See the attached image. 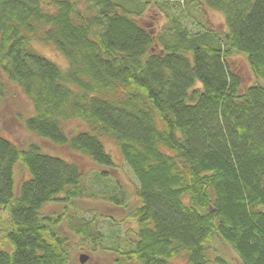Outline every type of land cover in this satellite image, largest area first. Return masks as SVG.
<instances>
[{
    "label": "trees",
    "instance_id": "trees-1",
    "mask_svg": "<svg viewBox=\"0 0 264 264\" xmlns=\"http://www.w3.org/2000/svg\"><path fill=\"white\" fill-rule=\"evenodd\" d=\"M177 1L221 14L226 32L185 24L161 0L157 31L142 22L151 0H0V109L18 87L33 106L30 133L88 157L103 177L117 168L106 140L138 181L136 200L123 185L99 198L79 163L0 133V209L12 226L0 264H77L72 236L108 264H232L215 239L240 264H264V85L243 90L232 66L243 55L264 83V0ZM76 121L85 129L69 132ZM88 200L122 210V244L103 245L100 217L81 213Z\"/></svg>",
    "mask_w": 264,
    "mask_h": 264
},
{
    "label": "rangeland",
    "instance_id": "rangeland-1",
    "mask_svg": "<svg viewBox=\"0 0 264 264\" xmlns=\"http://www.w3.org/2000/svg\"><path fill=\"white\" fill-rule=\"evenodd\" d=\"M163 6L165 5L168 12L172 15L176 14L183 18L185 24L191 22H201L204 26L210 27L216 33L223 35L226 32V26L224 18L221 14L203 8L202 14H198L195 11L185 9L177 0H161ZM156 0H151L152 6L142 21L149 28L157 31L167 22L166 14L160 9V4L155 5ZM190 11V12H189ZM187 14L186 18L183 16ZM36 49L41 52L45 57L51 59L58 64L62 69L67 67L66 59L51 46H37ZM232 66L240 73L243 79V90L247 87L259 82L264 85L262 81H259L253 74L252 69L243 55H236L232 60ZM8 96L0 109V133L13 142L15 145L23 148L31 143L38 144L42 152L52 156H56L65 160L77 162L81 165L84 173L87 174L88 179L91 180V185L94 188L95 194L101 198L109 196V193H101L102 188L108 190L114 189V186H124L128 193L132 194L135 198L136 187L138 181L134 174L125 164L121 153L110 142H105L107 152L112 156L117 168L105 170L106 176L103 177L98 170V167L86 156L78 153L71 152L67 147H57L46 140L39 139L32 133H30L24 126V119L31 115L33 106L28 98L21 92V90L14 86L8 85ZM69 132H76L84 130L85 126L76 121L67 126ZM21 165H17L15 168V182L18 187L21 179L26 175L20 168ZM97 174V180L93 182V177ZM108 185V186H107ZM95 201V200H94ZM88 200L82 206L81 213L86 217L99 216V227L104 235L103 245L106 247H114L115 243L122 244L126 239L127 230L131 227L130 222L124 221L123 212L119 209H114L110 202L106 200H96V202ZM54 209V207H53ZM56 211H60L59 207H56ZM12 230L10 214L0 209V249L10 251V239L7 233ZM72 240L75 243L76 250L73 251L74 257L76 256L77 264H80L79 256L81 254L89 255L91 252L94 257H90L85 264H108L113 260V257L103 256L100 253V248L94 246L89 242L82 241L79 237H73ZM217 251L222 254L232 264H240L235 252L222 240L215 239L213 243Z\"/></svg>",
    "mask_w": 264,
    "mask_h": 264
},
{
    "label": "water",
    "instance_id": "water-1",
    "mask_svg": "<svg viewBox=\"0 0 264 264\" xmlns=\"http://www.w3.org/2000/svg\"><path fill=\"white\" fill-rule=\"evenodd\" d=\"M88 259H89V257H88L87 255H85V254H81V255L79 256V260H80V263H81V264H85V263L87 262Z\"/></svg>",
    "mask_w": 264,
    "mask_h": 264
}]
</instances>
